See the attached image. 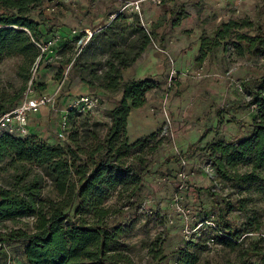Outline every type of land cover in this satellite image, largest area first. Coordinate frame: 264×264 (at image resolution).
I'll list each match as a JSON object with an SVG mask.
<instances>
[{"label": "rangeland", "instance_id": "rangeland-1", "mask_svg": "<svg viewBox=\"0 0 264 264\" xmlns=\"http://www.w3.org/2000/svg\"><path fill=\"white\" fill-rule=\"evenodd\" d=\"M119 14L122 17L113 24ZM34 17L52 31L88 28L93 36L81 51L73 40L60 47L56 58L38 57L27 81L23 57L2 56L0 102L24 86L25 92L40 96L48 83L70 88L81 80L90 87L85 92L98 94L101 104L89 116L80 113L70 119L68 115L69 132L97 129L100 138L110 124L109 111L120 103L123 93L99 86L105 61L114 48L127 47L138 34L131 28L137 17L140 22L134 26L139 24L151 34V43L127 72L123 71V77L127 73L131 78L124 77V81L155 82L146 103L132 109L127 124L132 145L128 164L133 163L144 176L135 193V186L125 190L118 185L103 201L112 208L111 226L124 227L119 245L135 264H178L187 250L198 256L194 264H226L228 260L238 264L248 258L247 250H263L264 182L224 180L209 156L213 143L236 142L249 135L244 124L254 121L257 107L244 105L251 99L244 84L260 85L257 80L264 75V50L241 55L228 41L208 50L202 61L199 58L203 41L215 36L225 21L249 19L255 26L241 31L264 37V0H44ZM225 108L228 110L219 115ZM51 113L52 109L48 116ZM46 142L72 144L68 134L65 140ZM196 143L192 155L167 162ZM8 164H0L2 187L15 182L16 172ZM238 168L247 170L246 165ZM50 184L48 180V187ZM47 189L44 194L50 195ZM207 217L213 221L207 223ZM35 220L34 216L0 220V264H27L25 244L10 237L20 228L33 231ZM219 223L227 226L223 232H230L229 224L239 233L235 248L215 239L220 234ZM155 245L162 250L158 258L152 251ZM253 261L264 264L256 257Z\"/></svg>", "mask_w": 264, "mask_h": 264}, {"label": "trees", "instance_id": "trees-1", "mask_svg": "<svg viewBox=\"0 0 264 264\" xmlns=\"http://www.w3.org/2000/svg\"><path fill=\"white\" fill-rule=\"evenodd\" d=\"M43 2L0 0V58L22 56L25 81L30 78V68L40 56L33 39L52 31L49 26H43L42 19L34 17V12L40 9ZM121 17L119 14L112 23ZM139 22L137 17L131 25L132 32L138 33L135 38L127 47L111 51L105 61L106 70L98 76L103 90L123 92L120 103L109 111L111 121L104 138H100L97 129L94 132L85 129L82 134L77 129L70 133V126L68 141L72 144L67 146L50 144L33 134L27 137L8 133L0 135V164L8 161V166L16 172L12 186L0 185V220L26 216L36 218L33 231L20 228L13 230L10 237L12 241L25 244L23 252L27 264H135L130 254L119 245L124 227L111 226L109 217L112 208L104 205L103 201L109 190L118 185L124 186L125 190L135 186V193L144 176L133 163L128 164L127 156L132 145L127 136V124L130 112L146 103L147 92L155 86V82L153 79L124 81L123 77V71L140 57L152 41L146 28L139 24L134 26ZM253 26L254 22L249 19L223 22L215 36H208L203 41V55L199 60L205 58L208 50L228 41L233 42L235 50L241 55L251 50L262 52L264 37L241 31ZM257 81L261 82L259 86L244 84L251 95L244 105L257 107L254 121L244 124L249 129V135L236 142L218 141L211 145L209 158L224 180H239L244 184L264 182V75ZM24 89L25 86L18 94L0 102V115L21 102ZM227 108L220 109L219 115ZM76 114L80 113L70 112L69 118ZM95 126L97 128L98 124ZM197 146V143L191 145L184 154L171 156L167 162H179L192 155ZM239 165H246L247 170L240 172ZM48 180L51 181L49 187ZM46 188L50 195L44 194ZM228 227L230 232L225 233L223 231L227 230V226L219 223L220 234L215 239L235 248L240 235L232 231L233 226L228 224ZM152 251L156 253L155 258L162 252L157 250V245ZM246 254H249L248 258L238 264H256L253 261L255 257L264 262L262 248H254L251 252L247 250ZM197 257L195 252L187 250L177 261L178 264H194ZM226 264L236 263L228 260Z\"/></svg>", "mask_w": 264, "mask_h": 264}, {"label": "built area", "instance_id": "built-area-1", "mask_svg": "<svg viewBox=\"0 0 264 264\" xmlns=\"http://www.w3.org/2000/svg\"><path fill=\"white\" fill-rule=\"evenodd\" d=\"M93 32L86 28L83 31L73 29L65 32L62 30H54L39 38L33 39L40 51L39 58H56L60 47L67 42L75 41L76 48L81 51L89 42ZM31 91L24 94V98L11 110L0 115V135L12 134L15 136L27 137L30 133V115L37 112L43 105L52 102V97L49 95L33 96ZM101 101L98 94L87 93L76 96L70 103L68 112L63 116L60 129L58 130V138L65 140L69 130L68 115L75 111L78 113H92L100 107ZM212 165V163H211ZM213 166V165H212ZM213 221V218L206 219V222Z\"/></svg>", "mask_w": 264, "mask_h": 264}, {"label": "crops", "instance_id": "crops-1", "mask_svg": "<svg viewBox=\"0 0 264 264\" xmlns=\"http://www.w3.org/2000/svg\"><path fill=\"white\" fill-rule=\"evenodd\" d=\"M125 72H127V69ZM124 77L126 80L127 77L130 78L127 73L124 74ZM89 88L81 80H76L70 88H65L59 82H55V84L48 83L47 87L41 91V95H49L53 100L30 115V133L46 141L58 142L57 133L61 126V119L68 112V109H70L69 105L71 101L78 95L87 94L88 92L85 91L89 90ZM50 109H52V113L51 116H48Z\"/></svg>", "mask_w": 264, "mask_h": 264}]
</instances>
